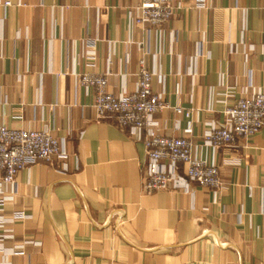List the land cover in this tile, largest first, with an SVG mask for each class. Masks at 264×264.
I'll return each instance as SVG.
<instances>
[{
	"label": "crops",
	"instance_id": "obj_1",
	"mask_svg": "<svg viewBox=\"0 0 264 264\" xmlns=\"http://www.w3.org/2000/svg\"><path fill=\"white\" fill-rule=\"evenodd\" d=\"M140 2L0 0V124L50 130L69 153L2 186L0 264H264V128L217 153L203 139L264 90V0H176L162 28L136 21ZM142 58L169 105L158 128L216 157L219 193L145 192L139 133L94 118L79 75L111 71L109 90L129 93Z\"/></svg>",
	"mask_w": 264,
	"mask_h": 264
},
{
	"label": "built area",
	"instance_id": "obj_2",
	"mask_svg": "<svg viewBox=\"0 0 264 264\" xmlns=\"http://www.w3.org/2000/svg\"><path fill=\"white\" fill-rule=\"evenodd\" d=\"M176 0H141L137 7L136 21L150 23L162 28L176 9ZM5 5L11 1H4ZM137 88L129 93L116 95L109 90L111 71L85 72L79 75V82L86 88H93L92 111L95 119L115 117L123 129L138 132L146 145L147 161L144 165L143 190L152 193L157 190H190L192 183L210 188L219 193L223 188L220 164L216 157L208 160L198 154V144L189 134L177 127L174 131H162L155 114L169 107L162 93L155 88L159 76L156 69L139 61ZM181 112L182 109H176ZM187 116L190 111L185 112ZM264 128V90L252 96L237 99L226 106L224 120L214 122L204 134V144L214 153L222 147H234L238 141L246 140ZM190 130H188L189 132ZM216 155V154H215ZM66 161L69 153L62 139L47 129L9 127L0 124V192L2 186L11 184L16 190L18 172L39 160ZM66 168V165L64 164ZM1 194V193H0ZM0 195V204L5 196ZM24 212L14 213V219L24 218ZM5 220L0 216V225ZM40 245L39 241H35ZM3 250V249H0ZM12 253L22 251L12 250Z\"/></svg>",
	"mask_w": 264,
	"mask_h": 264
}]
</instances>
